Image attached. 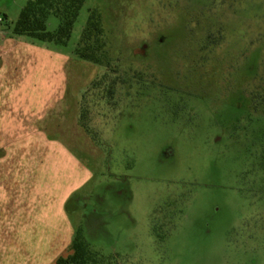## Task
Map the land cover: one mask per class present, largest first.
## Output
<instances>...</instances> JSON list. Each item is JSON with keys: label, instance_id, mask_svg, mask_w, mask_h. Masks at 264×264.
<instances>
[{"label": "rangeland", "instance_id": "374dc122", "mask_svg": "<svg viewBox=\"0 0 264 264\" xmlns=\"http://www.w3.org/2000/svg\"><path fill=\"white\" fill-rule=\"evenodd\" d=\"M25 2L0 0V31ZM41 42L69 56L64 129L93 173L64 255L77 238L84 264H264V0H85L65 44Z\"/></svg>", "mask_w": 264, "mask_h": 264}, {"label": "crops", "instance_id": "0c3cea01", "mask_svg": "<svg viewBox=\"0 0 264 264\" xmlns=\"http://www.w3.org/2000/svg\"><path fill=\"white\" fill-rule=\"evenodd\" d=\"M37 41L0 31V264H55L74 233L67 204L93 176L64 129L69 56Z\"/></svg>", "mask_w": 264, "mask_h": 264}, {"label": "trees", "instance_id": "16d2710c", "mask_svg": "<svg viewBox=\"0 0 264 264\" xmlns=\"http://www.w3.org/2000/svg\"><path fill=\"white\" fill-rule=\"evenodd\" d=\"M85 0H26L13 23V32L26 35L38 41H54L65 44L69 38L73 24ZM55 16L59 21L56 29H47V18ZM93 35L98 41L103 36L100 14L91 9L87 17L82 36L89 39ZM82 57L99 63V56L94 51H86ZM72 253L59 256L55 264H84L85 244L75 238L71 243Z\"/></svg>", "mask_w": 264, "mask_h": 264}, {"label": "built area", "instance_id": "2783aa9c", "mask_svg": "<svg viewBox=\"0 0 264 264\" xmlns=\"http://www.w3.org/2000/svg\"><path fill=\"white\" fill-rule=\"evenodd\" d=\"M0 20H1V17H0Z\"/></svg>", "mask_w": 264, "mask_h": 264}]
</instances>
